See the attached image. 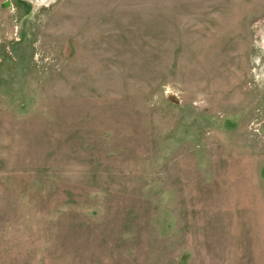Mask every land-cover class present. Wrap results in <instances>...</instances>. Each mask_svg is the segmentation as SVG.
<instances>
[{
	"label": "rangeland",
	"instance_id": "obj_1",
	"mask_svg": "<svg viewBox=\"0 0 264 264\" xmlns=\"http://www.w3.org/2000/svg\"><path fill=\"white\" fill-rule=\"evenodd\" d=\"M35 1L0 0V264H264V0Z\"/></svg>",
	"mask_w": 264,
	"mask_h": 264
},
{
	"label": "bare ground",
	"instance_id": "obj_2",
	"mask_svg": "<svg viewBox=\"0 0 264 264\" xmlns=\"http://www.w3.org/2000/svg\"><path fill=\"white\" fill-rule=\"evenodd\" d=\"M35 3L36 4H40V5H48V4H50L49 1H47V0H44V1L43 0H41V1L38 0V1H35Z\"/></svg>",
	"mask_w": 264,
	"mask_h": 264
},
{
	"label": "water",
	"instance_id": "obj_3",
	"mask_svg": "<svg viewBox=\"0 0 264 264\" xmlns=\"http://www.w3.org/2000/svg\"><path fill=\"white\" fill-rule=\"evenodd\" d=\"M7 6V5H6Z\"/></svg>",
	"mask_w": 264,
	"mask_h": 264
}]
</instances>
